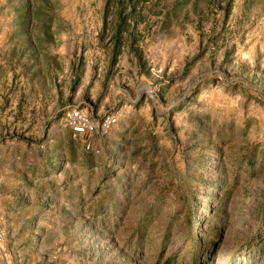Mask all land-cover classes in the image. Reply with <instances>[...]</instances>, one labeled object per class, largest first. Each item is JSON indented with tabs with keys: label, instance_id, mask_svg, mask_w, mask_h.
<instances>
[{
	"label": "rangeland",
	"instance_id": "rangeland-1",
	"mask_svg": "<svg viewBox=\"0 0 264 264\" xmlns=\"http://www.w3.org/2000/svg\"><path fill=\"white\" fill-rule=\"evenodd\" d=\"M193 254L264 264V0H0V264Z\"/></svg>",
	"mask_w": 264,
	"mask_h": 264
},
{
	"label": "trees",
	"instance_id": "trees-1",
	"mask_svg": "<svg viewBox=\"0 0 264 264\" xmlns=\"http://www.w3.org/2000/svg\"><path fill=\"white\" fill-rule=\"evenodd\" d=\"M202 222H203V224L201 225V230H200V228H199V224H198L199 222L197 221V219L194 218L193 220H191V222L189 223L190 237H192V238L197 237V236L200 237V235L208 233V232L204 229L206 219H203ZM208 234H209V233H208ZM214 235H215V233H213V234L211 233V234H210V236H211L212 238H213ZM194 239H195V241H197L196 239H198V238H194ZM213 240H214V239H213ZM141 244H142L141 241H138V243H137V245H138L137 252H138V253H142ZM196 258H197V255L193 254V260H192V263H193V264H197L196 261H195Z\"/></svg>",
	"mask_w": 264,
	"mask_h": 264
}]
</instances>
